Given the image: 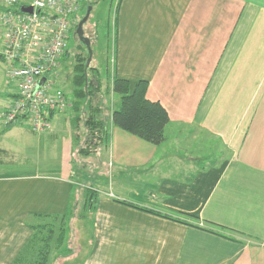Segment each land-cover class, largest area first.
Returning a JSON list of instances; mask_svg holds the SVG:
<instances>
[{"label":"crops","instance_id":"0c3cea01","mask_svg":"<svg viewBox=\"0 0 264 264\" xmlns=\"http://www.w3.org/2000/svg\"><path fill=\"white\" fill-rule=\"evenodd\" d=\"M113 41L111 107L102 87L95 103L110 131L103 161L119 173L78 191L72 107L31 129L39 147L59 150V170L0 174V264L90 199L95 248L53 252L49 264H264V0H120ZM115 77L149 81L147 97L170 116L163 141L114 138ZM211 222L233 238L203 228Z\"/></svg>","mask_w":264,"mask_h":264},{"label":"rangeland","instance_id":"374dc122","mask_svg":"<svg viewBox=\"0 0 264 264\" xmlns=\"http://www.w3.org/2000/svg\"><path fill=\"white\" fill-rule=\"evenodd\" d=\"M96 1L98 2L95 3ZM117 2L118 0H80V9L73 16L74 21L77 23L73 24L66 42L68 56L62 55L57 66L47 74L48 79L54 81L56 87L66 93L70 99V105L73 99V68L76 55L79 52H83L86 60H88L90 55L88 46L79 38L76 30L79 21L86 15L88 7L91 5L93 8L90 17L83 27L84 35L91 39V65L96 67L95 75L101 81V95L104 97L103 99H107L105 106L111 107L112 100H110L111 98L107 95V92H110L112 77L115 73L113 34ZM2 30L3 28L0 25V49L2 48ZM15 91L14 82L11 83L7 80L6 63L0 58V102H2L1 98L5 97L6 93ZM113 101L115 102L113 106L118 107L119 99L115 97ZM70 105L69 107L71 108ZM2 110L0 111V174L37 171V169L41 172L59 170V150L55 146L45 147L44 143H42V146L40 143L39 147L38 137L32 133L28 120L4 125L1 121ZM107 123L108 125L110 124L108 119ZM116 130L115 139L124 136L139 138L120 127H117ZM37 133L40 132L38 131ZM73 144L75 153L72 155L73 162H71V165L72 172L76 175L75 178L81 182L79 192L89 191L92 193V190L102 187V180L107 179L109 177L108 174L119 173L118 164L113 166L108 160L106 162L103 161L104 158L101 153L103 147L89 155H81L76 148L78 145H76L74 140ZM214 144L216 147L217 143L214 142ZM207 161L205 159L204 162ZM101 162L102 164H100ZM82 196L78 195V201H80ZM81 205L82 202H79L78 208L74 212L75 215L71 219L69 218L70 221L67 220L61 227L59 226L60 228L57 226L55 229V237H58L60 232L62 233V238L52 244L49 257L51 263L53 252L63 254L71 251H80L84 254L95 248L97 242L96 231L93 226L95 209H92L91 204H88L87 209L81 208ZM57 224L59 225V223Z\"/></svg>","mask_w":264,"mask_h":264},{"label":"built area","instance_id":"2783aa9c","mask_svg":"<svg viewBox=\"0 0 264 264\" xmlns=\"http://www.w3.org/2000/svg\"><path fill=\"white\" fill-rule=\"evenodd\" d=\"M79 9L80 0H0V55L7 80L16 86L1 113L4 125L28 120L33 131L42 132L51 127L52 114L69 107L70 99L47 74L66 51Z\"/></svg>","mask_w":264,"mask_h":264},{"label":"trees","instance_id":"16d2710c","mask_svg":"<svg viewBox=\"0 0 264 264\" xmlns=\"http://www.w3.org/2000/svg\"><path fill=\"white\" fill-rule=\"evenodd\" d=\"M63 55L68 56L67 49ZM0 58L2 59L1 55ZM73 70L74 88L73 99L70 105L74 111V115L71 116L72 127L79 153L81 155H89L97 152L102 144L110 138V132L104 119L101 117L103 108L98 102L95 103V97L101 91L102 84L100 79L95 75L96 67L91 65V62L87 65L83 52H79L76 55ZM148 86V80H139L135 85H132L131 81L126 78L115 77L112 90L120 96V106L113 111L112 120L115 126L139 138L153 143H160L165 139V128L170 121V116L160 101H153L147 97ZM86 108L88 110L87 114ZM91 202L90 199L89 204ZM131 206L184 222L177 217L163 215L133 204ZM209 224L214 229L203 228L233 238L228 234V232L234 231L232 228L212 222ZM61 238L62 233L60 232L59 236L55 237V229L53 227L37 226L33 235L19 254V257L12 264H48L52 244L55 241H60Z\"/></svg>","mask_w":264,"mask_h":264},{"label":"water","instance_id":"95a60500","mask_svg":"<svg viewBox=\"0 0 264 264\" xmlns=\"http://www.w3.org/2000/svg\"><path fill=\"white\" fill-rule=\"evenodd\" d=\"M22 10L26 11V12H32L33 8L31 6H24V7H22ZM91 10H92V6L90 5L88 7L86 15L79 21L78 27H77V30H76L79 38L88 46V50H89L90 55H89V58L87 60V65H89V63L91 62V58H92L91 39L84 35V28L83 27H84L85 22L90 17ZM45 78L46 77H44L42 79V81H44Z\"/></svg>","mask_w":264,"mask_h":264}]
</instances>
